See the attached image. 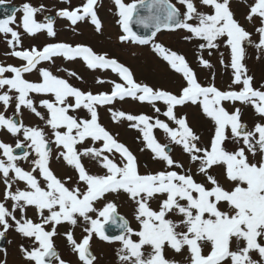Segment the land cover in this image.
<instances>
[{
	"label": "snow or ice",
	"instance_id": "obj_1",
	"mask_svg": "<svg viewBox=\"0 0 264 264\" xmlns=\"http://www.w3.org/2000/svg\"><path fill=\"white\" fill-rule=\"evenodd\" d=\"M4 3L5 0H0V5ZM178 3L184 11L171 0H114L119 16L117 23L123 33L119 40L151 44L170 69L182 75L184 83L177 92L138 82L129 66L85 43L59 41L40 48L34 45L24 48L21 33L12 27L17 9L0 19V33L11 37L7 40L10 51L6 55L22 61L19 66L0 64V89H4L0 91V103L6 111L15 101L13 116L0 111V130L13 136L22 133L24 137L14 147L0 140V157H3L0 174L5 185L0 201V238L13 228L30 238L29 247H20L24 258L32 264H67L55 247L54 237L59 234L58 226L62 223L75 227L81 221L82 239L78 241L71 230L64 233L81 264H94L97 260L90 250L94 235L105 242H119L116 252L119 264H264V83L255 86L254 77L248 74L243 63L245 44L253 43L252 33L236 18L231 0H178ZM97 7L98 0H85L75 8L59 9L56 15L72 25L90 18L95 31L101 33L103 24ZM205 7L210 11L201 10ZM43 10V5L37 8L30 3L23 4L18 27L28 35L46 30L49 37H55L51 17H45V23L35 19ZM255 17L260 24L255 27L259 39L254 46L264 52V0H254L249 6L245 19L252 22ZM134 24L149 30L150 34H138L133 30ZM162 29L186 31L189 35L183 39L202 41L198 49L201 53L208 50L209 56L222 44L227 47L230 50L227 66L233 70L228 89L216 86L214 73L207 83L201 82L184 54L156 43L157 33ZM57 57L67 61L80 59L90 70L111 69L119 82L97 78L98 84L110 83L111 90L83 91L50 68L38 67L41 62L55 63ZM198 60L205 68L213 67L203 55ZM220 63L224 64L223 53ZM34 70L39 79H26L25 74ZM64 71L82 79L75 71ZM31 94L51 97L39 100L46 115L38 111ZM126 98L150 104L157 114L161 113L157 102L166 106L162 114L167 120L158 115L133 114L108 107L114 122L126 120L129 128L140 131L144 148L151 151L153 160L163 162L162 169L141 173L133 151L118 140V134L114 135L100 122L99 107ZM226 102L232 104L231 109L225 106ZM237 102L251 105L260 117L254 127L249 128L242 122L243 111L236 107ZM188 103L199 104L202 114L213 124L207 145L201 144L187 114H177V107ZM22 107L42 120L51 129V136L44 128L17 122L15 117L21 115ZM80 109L86 110L87 115L74 114ZM155 129L162 130L170 142L182 148L189 166L173 157L169 145L157 139ZM89 139L93 144H102L84 146ZM229 142L234 147L229 148ZM53 143L58 150L56 159H63L77 173L74 182L72 177H58L52 169ZM16 149H23L21 155L14 154ZM29 150L35 157L26 170L17 161H27ZM115 154H119V160ZM83 157L96 161L104 172H91ZM217 168L222 173H215ZM221 175L227 186L219 178ZM18 182H23L25 187L14 189ZM120 192L127 194L135 205L136 228L118 212L114 200L105 199L109 193ZM101 200L105 202L97 207ZM154 200L156 208L152 207ZM30 206L36 210L38 222L26 216ZM108 224L115 225L119 234H108L105 228ZM166 249L172 250L173 257L167 256Z\"/></svg>",
	"mask_w": 264,
	"mask_h": 264
},
{
	"label": "rangeland",
	"instance_id": "obj_2",
	"mask_svg": "<svg viewBox=\"0 0 264 264\" xmlns=\"http://www.w3.org/2000/svg\"><path fill=\"white\" fill-rule=\"evenodd\" d=\"M14 4H25L30 3L32 6L39 8L41 5L44 6V10L36 14L35 19L37 22H44V15L46 13L55 14L54 29L57 33L55 37H49L46 30H41L35 35H28L24 33L22 27H18L20 20L22 18L23 12L22 7L18 10L16 17V23L12 25L16 30L21 33V38L23 41V47L28 48L29 46H36L38 48L42 47L47 43L52 42H69V43H85L94 48L97 52H107L109 56L117 58L120 62L129 66L135 74V78L138 82H147L150 85L162 87L166 90L177 92L181 84L184 83L181 74L176 73L170 69L169 65L163 60V58L158 55L152 48V45H140L138 43H133L131 40L126 42H121L119 36L122 35V29L117 23L119 16L117 14V9L114 4V0H98L97 12L98 16L102 21L103 29L101 33L95 31L94 25L91 24L90 18L78 21L76 25H72L69 20L56 15V12L61 8H75L80 6L85 0H5ZM173 1L181 11H184V7L178 3V0ZM125 2H131V0H125ZM254 2V0H231L232 10L235 13L236 18L240 23L252 33V44H245V59L244 62L248 69V74L254 77V85L259 87L260 84L264 83V52L257 49L254 45L258 42L259 36L255 31V24L248 23L245 19L249 6ZM202 11H210L207 7L202 8ZM243 14V15H242ZM246 14V15H245ZM245 15V16H244ZM256 22V27L259 26L260 20L258 17L254 18ZM160 34L156 37V43H161L165 47L170 48L174 51L180 52L185 55L186 59L189 61L191 67L197 72L198 78L201 82L207 83L212 79L211 73L215 74L214 83L217 87L221 89H228L232 80V72L230 66V50L224 47L223 44L219 50H212V55H208V50H204L202 53L198 49V44L202 41L192 40L186 41L183 39L184 36L189 35L184 30H170V31H160ZM10 34L7 36L0 33V64L7 65L12 64L19 66L22 61L18 58L6 55L10 51L7 40L10 39ZM160 41V42H159ZM223 53L224 64L220 63V55ZM203 55L205 59H209L213 65L211 69L205 68L199 64L198 57ZM38 67H48L55 74L62 76L69 80L74 86L81 88L83 91H92L97 93L100 91H110L111 84L96 83L97 78H101L105 81L115 80L119 82V77L116 73L112 72L111 69H88L84 62L80 59L75 61H67L62 57L55 58V63L50 64L49 62H41ZM64 69L75 71L79 77L82 79H77L68 75ZM6 76H10V73H6ZM25 78L37 81L39 79V74L35 70L32 73H26ZM4 91V89H0ZM34 102L37 104L38 111L45 113L46 110L39 106V100L41 98L51 99L50 96H41L37 94H31ZM157 106L161 108V113L157 114L154 112L152 106L148 103H140L134 101L130 98H126L124 101L116 100L113 105L102 106L98 108L100 114V122L110 130L114 135L118 134L117 138L119 141L123 142L128 146L133 153L137 156L140 171L144 173L148 170H159L164 167L163 162L153 160L152 153L150 150L144 148L142 142V135L139 130L131 129L128 127V122L126 120L121 122H114L111 113L108 111V107H113L114 110H123L126 112H131L133 114L145 113L148 115L156 116L158 115L160 119L167 120L163 116V111L166 110V106L163 102H157ZM226 107L232 108L230 102H226ZM236 107L242 108L243 116L242 122L246 123L249 128L254 127V124L260 120V117L254 113V109L251 105H241L239 102L236 103ZM0 111H5L2 103H0ZM177 114H187L190 126L194 131L200 136L201 144L207 145L212 135L213 124L210 119L206 118L201 111L199 104L193 105L188 103L184 106H178ZM15 112V101H13L8 109L5 111L6 116H10ZM80 116H86V110L80 109L76 113ZM20 118L22 122L27 126H38L44 128L45 132L51 136V129L46 127L44 122L36 117L29 109L22 107ZM171 126H175L171 124ZM154 134L157 139L163 143H169L171 145V154L177 160L185 163L189 166L188 156L183 153L180 146L175 145L170 142L166 134L160 130L155 129ZM229 130V135H230ZM0 140L15 144L17 140L24 141L23 134L20 133L18 136H13L6 130H0ZM26 143V142H25ZM101 142H93L89 139L84 146L88 147H100ZM228 147L232 148L234 145L228 143ZM53 158L51 160V167L55 174L60 178L72 177L73 182L76 180L77 175L75 170L68 166L63 159H56L58 155V150L56 145L53 143L51 145ZM141 149H144L141 151ZM30 155L28 160L20 159L17 163L25 168L26 170L31 167V159L35 157V153L29 150ZM107 154V153H106ZM3 158V157H0ZM6 159V158H4ZM115 159L119 160V154H115ZM83 163L85 166L93 173L102 174L104 170L100 168L96 161L91 160L88 157H83ZM179 171V169H177ZM222 169H214L215 173H222ZM223 183L227 182L224 180L223 176L219 177ZM199 180L200 177L197 176ZM69 186H72L71 184ZM15 187L23 189L25 184L23 182H18ZM5 190V185L3 183L2 174H0V201L3 200V194ZM107 200H114L118 205V212L124 215L131 223L132 227H138L137 222L134 219V203L128 198L127 194L120 192L109 193L106 195ZM105 200L97 202L96 206L101 207ZM7 204H11L8 201ZM157 201H152V207L156 208ZM19 217V212L16 213ZM45 214H47L45 212ZM94 215V214H93ZM26 216L32 218L34 221L38 222V216L34 207H29L26 210ZM83 221L77 226L73 227L67 222L62 223L58 226L59 234L54 237V244L57 251L60 253L62 259L67 260L69 264H81L78 259V254L71 251V246L68 244L64 233L71 230L73 231L74 237L79 241L82 239L83 233ZM6 242L2 249H0V264H32V262L27 261L21 251V245L29 247L32 243L30 238L22 236L20 233L15 231V229H10L6 233ZM120 247L119 242H105L95 235L90 242V248L93 254L97 257L94 264H119L117 258V249ZM186 251V250H185ZM6 252V255H5ZM168 257H173V252L170 249H166ZM254 258H258L256 253L252 254ZM176 259H181V257L176 256Z\"/></svg>",
	"mask_w": 264,
	"mask_h": 264
},
{
	"label": "water",
	"instance_id": "obj_3",
	"mask_svg": "<svg viewBox=\"0 0 264 264\" xmlns=\"http://www.w3.org/2000/svg\"><path fill=\"white\" fill-rule=\"evenodd\" d=\"M19 6L16 4H9V3H4L2 5H0V19H4L6 17V15H11L13 12V9H18ZM142 14H144L142 12ZM45 17H51L52 19H54V15L48 14ZM133 30L136 31L138 34L140 35H147L150 34L149 30L144 29L142 26L139 25H133ZM17 119V122H20L19 117H15ZM169 150H170V146H169ZM23 149H16L15 151V155H21ZM106 228V232L110 235H115V234H119V229L116 228L115 225H105ZM3 241H4V237L0 238V246L3 245Z\"/></svg>",
	"mask_w": 264,
	"mask_h": 264
},
{
	"label": "flooded vegetation",
	"instance_id": "obj_4",
	"mask_svg": "<svg viewBox=\"0 0 264 264\" xmlns=\"http://www.w3.org/2000/svg\"><path fill=\"white\" fill-rule=\"evenodd\" d=\"M252 1H253V0H252ZM253 3H254V2H253ZM253 3H252V4H253ZM242 15H243V14H242ZM245 15H246V14H245ZM245 15H244V16H245ZM256 22H257V21L254 19L252 22H248V23L255 24V27H256ZM246 30H247V29H246ZM257 34H258V33H257ZM243 63L245 64V62H244V61H243ZM245 66H246V64H245Z\"/></svg>",
	"mask_w": 264,
	"mask_h": 264
}]
</instances>
